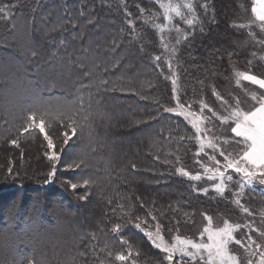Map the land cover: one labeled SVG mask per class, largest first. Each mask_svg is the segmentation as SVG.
Segmentation results:
<instances>
[{
  "label": "trees",
  "instance_id": "16d2710c",
  "mask_svg": "<svg viewBox=\"0 0 264 264\" xmlns=\"http://www.w3.org/2000/svg\"><path fill=\"white\" fill-rule=\"evenodd\" d=\"M205 2V12L195 7L194 30L169 62L147 25L149 0H0L11 7V22L0 19V264H26V257L99 264L108 249L135 252L139 264L161 259L135 222L169 225L177 211L203 202L175 170L180 160L188 167L196 149L191 123L169 110L175 96L179 104L209 105L213 90L225 99L233 96L227 87L241 92L245 84H233L234 69L264 76L263 62L250 55L256 48L242 43L250 27L237 25L242 16L255 21L251 0ZM30 49L35 57L25 54ZM171 65L183 66V87L175 94ZM81 104L82 139L62 145V129L49 130L62 149L53 165L43 134L24 133L19 117L33 106ZM81 151L89 167L69 169ZM82 176L95 181L87 192L78 183Z\"/></svg>",
  "mask_w": 264,
  "mask_h": 264
},
{
  "label": "snow or ice",
  "instance_id": "6c2138e0",
  "mask_svg": "<svg viewBox=\"0 0 264 264\" xmlns=\"http://www.w3.org/2000/svg\"><path fill=\"white\" fill-rule=\"evenodd\" d=\"M156 4L163 10L164 19L170 20L171 14H175L176 17H180L182 20H185L188 24H192L193 21L188 20L187 17L182 12V8H187L189 12L194 11V5L191 2H181V3H172L169 0L168 3L163 2V0H154ZM206 7V6H205ZM252 13L255 16V20L260 21L259 27L264 31V0H255V6L251 9ZM141 14L145 12V9H140ZM11 7L8 5L0 6V19L5 21L10 20ZM151 16L159 15L157 13H150ZM147 22V21H146ZM88 23H92L91 20ZM13 30H15L16 25L11 24ZM63 27V25H61ZM163 30L162 26H158ZM55 30V29H54ZM253 35V33H250ZM31 57L37 55L36 51L29 50L25 53ZM157 60L160 57H156ZM251 64V61H249ZM88 73H85L87 75ZM237 77L243 81L249 82L251 85L258 86L259 89L264 90V76L252 74L251 72H238ZM240 79H237V84L240 83ZM105 83H107L105 81ZM175 84V81H173ZM217 96L220 103L225 106L227 115H218L209 105L204 104L203 109H207L212 113V116L220 120L222 124H228L231 133L233 134L231 141L234 143L235 147L232 151H229L221 144H217L215 136L212 139L208 140L207 147L212 149L213 154L209 156L214 164L213 167L209 168L205 165V172L211 173L208 176L209 180H219L218 183L213 185L217 193L223 194L227 188V181H233L234 174H237L240 179L237 181L239 187L244 189L248 186H253L254 182H259V184L264 185V91H251L249 92L245 89V99H241L239 95L225 99L219 93H214ZM250 97L249 99H247ZM248 104L249 107L245 110L242 105ZM181 109L184 108L183 104H180ZM171 110V109H169ZM83 111V106L76 107L73 105H66L56 107L55 109L40 105L33 106L24 111V114L19 117L22 121V131L24 133H31L33 130H38L39 133L43 134L44 140L47 141V147L53 149L49 159L52 161H58L60 159V151L56 143L53 140V133L49 130L56 126V128L62 129L60 132V142L62 145H68L71 140L74 138L82 139L84 135V124L81 123V120H86V116H81L80 113ZM182 115H185L187 118L188 114L181 112ZM211 123V118H208ZM193 127L195 128L197 138L200 139L199 134L204 133L207 136V133L211 131L210 129H202L197 120L193 119L191 121ZM48 129V130H46ZM90 135V133H89ZM239 138V139H237ZM11 143L17 145V140L12 139ZM229 140H225L224 144H229ZM18 146V145H17ZM201 150L205 147L203 139H201L200 144ZM223 158V162L217 158ZM69 169H80L88 168V154L86 151H81L74 155L71 158V163L67 164ZM135 167V165H133ZM231 170V173L229 172ZM177 171L183 176H190V173L184 169H177ZM55 172V166H53V171L49 175H53ZM194 179L199 180L200 176L196 175ZM70 186L75 189L77 187L76 182H69ZM78 183H82L85 187V192L91 187L94 180L89 176H82ZM207 192V189L204 190ZM86 195H81L80 199L85 200ZM235 203L240 205L242 211L249 216H252L253 213L248 207L241 205L240 200H236ZM208 221V226L203 228L201 232V241L195 242L191 239L181 238L177 236L175 238V243L169 244L165 241L163 235L160 233L159 226L157 227L155 239H153L152 233H147L150 239H152L153 245L166 253L165 259H167L170 264L175 257L179 256L181 259L184 257L189 258L190 261H203V264H244V262L232 251H230V245L235 244L239 245L243 251L247 252L248 259L246 264H253L252 257H255L259 253V259L257 264H264V245L258 243L251 235L247 233V242L243 238H237L234 235L238 229H240L239 224H232L227 220L224 222L222 227L213 228L212 218L205 217ZM139 227L140 225H136ZM252 232H258L261 237H264V230L252 227L249 225ZM121 229L120 224L114 226V231H119ZM207 235V242H204L203 237ZM93 239L95 235L93 234ZM123 244H126L127 241H122ZM254 246V247H253ZM108 246L106 245V248ZM191 249V250H190ZM101 251H105L101 249ZM80 255L86 256L87 254L82 252ZM132 257V252L129 250L127 254L121 250L108 249L105 254V259L100 260L99 264H126L130 261V264H137L135 259H130ZM26 264H43L42 261H36L32 257L25 258Z\"/></svg>",
  "mask_w": 264,
  "mask_h": 264
},
{
  "label": "rangeland",
  "instance_id": "374dc122",
  "mask_svg": "<svg viewBox=\"0 0 264 264\" xmlns=\"http://www.w3.org/2000/svg\"><path fill=\"white\" fill-rule=\"evenodd\" d=\"M116 1V0H114ZM120 3H124L125 0H118ZM153 2L154 6H150L149 12L147 14L149 22L147 25H150L153 34L156 37L157 41V47L159 51L164 55L168 57V61L171 62L174 60V55L178 53L180 50V46L182 45L181 43L184 42L187 37L192 34L194 30V25L196 23V13L195 7L198 5L199 11H204L207 6L206 0H187V2H191L194 5V11L189 12L187 8H182V12L184 15L187 17L188 20L193 21L192 24H188L185 20H182L180 17H176L175 14H171V19L166 20L164 19L163 15V10L159 7L158 4L154 2V0H149ZM163 2L168 3L169 0H163ZM172 3H181L185 2V0H171ZM255 6V0H251V5H250V10L252 7ZM201 8V9H200ZM245 10V8H244ZM150 13H157L159 15L156 16H151ZM251 15L253 18H255L254 14L251 11ZM199 16V15H198ZM240 19V23L237 25L240 26V29L245 25L249 26L246 28V32L244 34V37L242 39L243 45H251L252 47H255L256 50L254 52H251L250 55L256 56V59H260L263 64H264V31L261 30L259 27L260 21H250L248 20L245 16H242ZM256 25L259 29V33H256ZM162 26L163 30H161L160 27ZM242 29V30H245ZM250 33H253V35H250ZM172 64V63H171ZM183 66L179 70H175V66L171 65L169 67L170 73L169 79H170V84L171 88L173 89V92L175 94L179 93L180 90H182L183 87V80H180L181 73ZM238 72H251L252 74L260 75L254 73L252 71H240L234 69L231 73V78L234 85L236 87H241V84H245V86L241 89V92L238 93H233L231 90L227 87L224 89V92L226 91V95H233L231 97H234V95H239L241 99H245L244 93L245 89H247L249 92L251 91H264L258 88V86L251 85L247 81H243L239 77H237ZM237 79H240V83L237 84ZM173 81H175V84H173ZM228 89V91H227ZM214 100L213 104H209V107H211L214 111L217 112L218 115H227V111L223 110V105L220 103L219 99L217 98L216 95H214V90L212 91ZM230 98V97H229ZM250 101V97H248ZM175 103L174 107L171 108V111L176 112L180 115L181 112L188 114L187 118L185 115H182L185 117L190 123L193 119L197 120L199 126L202 129H210L207 133V136L204 135V133H200V139L197 138V133L195 131V128L193 127L192 123L191 126L193 127V131L196 136V146L193 150L192 156H191V161L189 162L188 167L185 168V162L183 160H180L179 163L175 165V170L177 169H184L185 171L190 173V176H183L181 175L178 171V173L189 183L191 182V188L193 190L194 196L197 195L200 197V199L203 201L202 203L198 204L197 206L192 207L191 211H177L175 214L176 218L179 219L180 214L184 216L186 219L181 223H179V220L174 219L173 222L169 225H164L162 223H158L157 221L153 219H148L146 220L143 218L142 220H138L135 222V227L139 229L148 241L151 243L152 247H155L152 243V239L149 238L147 233H152L153 234V239H155L157 227L159 226L160 233L163 235L165 241L169 244L175 243V238L177 236H180L181 238H186V239H191L194 240L195 242H200L201 241V232L203 231V228L208 226V221L205 217H211L212 218V227H222L224 222L227 220L228 222L232 224H239L241 227L240 229L237 230V232L234 233V235L237 236V238H243L245 242H247V237L245 234L247 233L248 235H251L253 239H255L258 243L264 245V237H261L258 232H252L250 230L249 225L252 227L264 230V185L259 184V182H254L253 186H248L245 187L244 189H241L239 187V184L237 181L240 179V177L237 174L233 173L234 179L233 181H227V188L225 189L223 194L217 193L213 187L215 183H218L219 180H209L208 176L211 174L209 172H205V165H207L209 168L213 167L214 164L211 160H209V156L213 154L212 149L208 148L207 142L208 140L212 139L213 136H215L217 139L215 142L217 144L223 145L225 148H227L229 151H232L233 148L235 147L234 143L231 141V138L233 134L230 131V128L228 124H222L219 119L216 117L212 116V113L209 112L207 109H203V105L207 104L206 101L201 100L197 102L196 106H193L191 102H186L184 104V108L181 109L179 107V103L176 101V96H175ZM242 107L247 110L249 105L244 104ZM211 118V123L209 122L208 118ZM201 139H203L205 143V147L203 150H201L200 144H201ZM239 139V138H237ZM225 140H229V144H224ZM53 149L48 150V157L50 156L51 152ZM61 153H59L60 155ZM217 158L220 159L223 162V158L219 157L217 154ZM53 165L58 166L57 164L59 161H52ZM193 163V164H192ZM53 171V169H52ZM51 171V172H52ZM56 171V167H55ZM50 172V173H51ZM231 173V170H229ZM55 174V172H54ZM53 175H49L48 181H52ZM196 175L200 176L199 180L194 179ZM207 189V192L204 190ZM197 199V198H196ZM240 200L241 205L244 207H248L253 215L249 216L248 214L244 213L242 211V208L240 205H237L235 203L236 200ZM210 201V202H207ZM212 203V206L206 208L203 203ZM216 203H219V206H216ZM199 208V209H198ZM193 215V216H192ZM187 216H191L188 217ZM189 219L190 221H188ZM186 222H189L190 226L187 229L183 230H177L176 227H179V225L186 224ZM140 225L137 227L136 225ZM204 242H207V235L205 234L203 237ZM254 247V246H253ZM155 249H157L155 247ZM161 253V259L158 261H154L152 264H170V262L165 259L166 253L161 251L160 249H157ZM191 250V249H190ZM230 251L235 253L243 262L246 264V260L249 258L247 252L243 251V249L240 248L239 245L232 244L230 245ZM137 253L132 252V257L130 259H135L138 261L136 258ZM253 259V264H257V261L259 259V253L255 257H252ZM140 262H137L139 264ZM126 264H130L129 262H126ZM171 264H203V261H199V259L195 261H190L189 258L184 257L181 259L179 256L175 257L174 260L171 262Z\"/></svg>",
  "mask_w": 264,
  "mask_h": 264
}]
</instances>
